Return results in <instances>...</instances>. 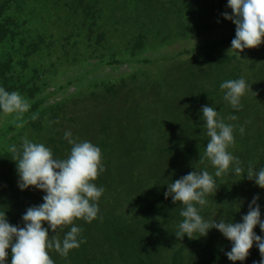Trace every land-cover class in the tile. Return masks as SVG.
<instances>
[{
  "label": "trees",
  "instance_id": "1",
  "mask_svg": "<svg viewBox=\"0 0 264 264\" xmlns=\"http://www.w3.org/2000/svg\"><path fill=\"white\" fill-rule=\"evenodd\" d=\"M227 5L228 0H0V87L19 92L30 105L19 119L0 109V213L22 227L27 208L44 203L43 190L18 186L8 148L22 137L43 143L54 158L70 153L66 131L101 149L105 170L93 181L104 188L97 218L74 220L84 242L66 257L50 249L54 264L261 259L254 242L244 261L229 260L233 242L215 228L206 236L177 240L183 205L164 196L169 183L207 170L218 190L198 206L206 221L242 223L257 194L264 220V188L246 176L249 164L264 167L262 128L258 142L249 140L253 126L264 127V102L256 103L264 96V42L228 54L236 25L223 16L232 12ZM241 77L249 88L237 110L220 85ZM204 105L233 125L234 143L227 150L240 159V175L230 166L215 177L204 156L210 139ZM233 115L237 119H230ZM72 226L57 233L49 229L50 239L63 240ZM254 232L264 236L259 225ZM7 252L11 264V247Z\"/></svg>",
  "mask_w": 264,
  "mask_h": 264
},
{
  "label": "clouds",
  "instance_id": "2",
  "mask_svg": "<svg viewBox=\"0 0 264 264\" xmlns=\"http://www.w3.org/2000/svg\"><path fill=\"white\" fill-rule=\"evenodd\" d=\"M231 13L223 16L232 20L236 25V35L231 42L232 50L240 53L246 48H254L264 42V0H228ZM225 90L224 99L233 109L242 108L241 97L245 94L246 80H226L220 85ZM30 105L17 91L9 92L0 87V109L4 114H19L29 110ZM204 124L207 129V142L204 156L215 167V177H220L232 166L236 175L244 169L238 157L227 149L234 143L233 126L217 118V110L204 105L201 109ZM38 118L34 114L32 119ZM230 119H237L231 116ZM22 127V124H17ZM243 134L244 127H240ZM64 138L71 145L66 158H54L53 152L43 143L32 142L24 136L19 145H10L8 151L17 163L19 176L18 186L21 190L34 186L46 192L44 203L27 208L23 214L24 226L11 224L6 213H0V264H7V249L11 247V264H54L49 250L54 249L62 256L78 248L84 241L78 239L82 229L73 224L76 219L92 222L99 212L96 203L104 192L103 187H97L96 180L104 166L101 162L100 147L89 141L72 139L71 131H66ZM247 179L254 180L256 185L264 188V167L259 170L249 164L246 172ZM216 180L207 170H196L168 184L164 196L172 198L173 203L183 205L180 216L183 220L175 232L177 240H183L187 235L206 236L210 229H218L226 238L233 242L226 255L231 261H244L250 254L253 243L259 249L261 259L253 264H264V236L257 235L254 228L259 225L264 232V220L261 219L259 194L255 195L248 205V212L242 217L243 222H227L220 218L206 221L200 214L198 206L207 203L206 196L217 192ZM47 222L48 227L44 226ZM73 225L67 231L63 240L52 235L49 229L57 233L63 226Z\"/></svg>",
  "mask_w": 264,
  "mask_h": 264
},
{
  "label": "flooded vegetation",
  "instance_id": "3",
  "mask_svg": "<svg viewBox=\"0 0 264 264\" xmlns=\"http://www.w3.org/2000/svg\"><path fill=\"white\" fill-rule=\"evenodd\" d=\"M234 26H235V24H234ZM259 54H260V52H259ZM246 84H247V82H246ZM248 85V84H247ZM249 88V85H248V87H247V89ZM263 92H264V90H263ZM246 93V92H245ZM251 99H253V103H254V95L251 97ZM263 102H264V96H262L261 98H258L257 100H256V103L260 106V104H263ZM264 106V104L263 105H261L260 107H263ZM262 121H264V110H263V116H262ZM229 125H231V123H229ZM233 126V125H232ZM261 128H262V132L264 133V127L263 126H260V125H255V126H253L252 127V129H253V131L250 133V138H249V140L254 144V143H256V142H258V139H259V136H258V134H259V132L261 131ZM247 145V144H246ZM69 264H71V263H69Z\"/></svg>",
  "mask_w": 264,
  "mask_h": 264
}]
</instances>
